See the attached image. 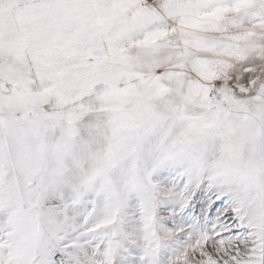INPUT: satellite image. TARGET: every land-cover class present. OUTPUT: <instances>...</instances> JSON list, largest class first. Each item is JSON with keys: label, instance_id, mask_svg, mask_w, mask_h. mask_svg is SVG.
I'll use <instances>...</instances> for the list:
<instances>
[{"label": "snow or ice", "instance_id": "obj_1", "mask_svg": "<svg viewBox=\"0 0 264 264\" xmlns=\"http://www.w3.org/2000/svg\"><path fill=\"white\" fill-rule=\"evenodd\" d=\"M0 264H264V0H0Z\"/></svg>", "mask_w": 264, "mask_h": 264}]
</instances>
